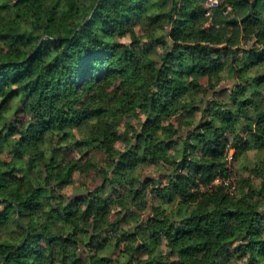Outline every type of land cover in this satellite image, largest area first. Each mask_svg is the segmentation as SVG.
<instances>
[{"label":"trees","instance_id":"1","mask_svg":"<svg viewBox=\"0 0 264 264\" xmlns=\"http://www.w3.org/2000/svg\"><path fill=\"white\" fill-rule=\"evenodd\" d=\"M231 149L264 152V0H0V264H264Z\"/></svg>","mask_w":264,"mask_h":264},{"label":"rangeland","instance_id":"2","mask_svg":"<svg viewBox=\"0 0 264 264\" xmlns=\"http://www.w3.org/2000/svg\"><path fill=\"white\" fill-rule=\"evenodd\" d=\"M225 84L230 86L231 82L229 80H227L225 82ZM122 147H123V145L121 143L117 144V148L121 149ZM260 157L264 158V152H262V154L258 155V154L255 153V151H251L250 150V151H247L245 153L244 157L241 156V157H238V159L235 160L234 159V149H231L229 151V153H228V164H229V167H230V176L226 180V182L227 181L231 182V186L227 185L230 192H232L234 190V185L237 183L238 177H240V176H248L249 175V170H245L243 168V164L246 165V166H249L250 163L255 162ZM68 158H73L74 159V158H76V156H75V154H69ZM75 180H76L75 185H77L80 182H85V184L88 187H93L94 185L99 183V180L96 177H94L93 174H88V175H85V176H81V175L75 174ZM255 182H257V181L255 180ZM227 184H228V182H227ZM72 190H73L72 187H69V188L65 189V191L67 193H71ZM127 215L133 217V216L136 215V213H132L131 214L130 212H128Z\"/></svg>","mask_w":264,"mask_h":264},{"label":"built area","instance_id":"3","mask_svg":"<svg viewBox=\"0 0 264 264\" xmlns=\"http://www.w3.org/2000/svg\"><path fill=\"white\" fill-rule=\"evenodd\" d=\"M217 3H218V0H205V5H206V8H208V9L216 7ZM229 10H230V8H227V11H229ZM208 14H209V11L206 12V15H208ZM221 181L222 180L217 179L214 181V183L216 182L215 184H217V183H220ZM227 182L229 184V181H227ZM227 182L224 181V184H227Z\"/></svg>","mask_w":264,"mask_h":264},{"label":"water","instance_id":"4","mask_svg":"<svg viewBox=\"0 0 264 264\" xmlns=\"http://www.w3.org/2000/svg\"><path fill=\"white\" fill-rule=\"evenodd\" d=\"M233 19H235V18H233Z\"/></svg>","mask_w":264,"mask_h":264}]
</instances>
